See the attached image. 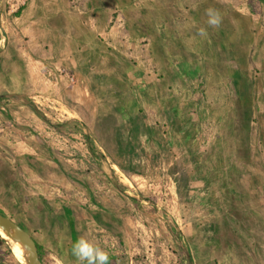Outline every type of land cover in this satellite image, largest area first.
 Returning a JSON list of instances; mask_svg holds the SVG:
<instances>
[{"label": "rangeland", "instance_id": "obj_1", "mask_svg": "<svg viewBox=\"0 0 264 264\" xmlns=\"http://www.w3.org/2000/svg\"><path fill=\"white\" fill-rule=\"evenodd\" d=\"M180 1L190 10L182 13L173 6L166 21L164 15L148 18L156 22L160 33L164 22L175 27L198 19L202 27H209L206 13L213 4L222 7V26L237 33L235 38L219 39L216 57L220 59L209 66L201 63L203 74L198 77L189 72L180 80L182 92L174 83V103L156 113L157 126L152 117L142 122L139 128L145 139L132 138L131 152L127 150L126 157L120 158L125 171L111 168L85 125L55 130L48 124L46 131L53 129L54 134L43 140L40 130L13 118L7 95L0 102V157L4 158L0 163L14 158L15 144L31 145L85 184L86 190L72 183L78 189H63L56 197L81 208L77 217H85L79 222L83 237L104 250L110 264H233L228 250L219 245L216 217H225L227 230L222 234L234 242L237 218L264 212V189L260 187L264 183V0ZM26 2L0 0V45L7 39L20 51L32 48L15 24L21 14L18 9ZM234 7L248 11V19L236 18ZM211 69L216 73H209ZM52 100V94L43 97L38 93L29 101L48 121L61 124L48 113L56 104ZM91 144L96 152H90ZM3 178L0 211L30 234L41 264H79L66 253L69 238H61L60 249H50L37 229L43 223L42 203L55 195L46 198L37 188L30 189L37 181H24L22 186L15 185V179ZM86 192L97 208L88 207ZM200 226L198 236L195 231ZM1 241L0 264H20Z\"/></svg>", "mask_w": 264, "mask_h": 264}, {"label": "crops", "instance_id": "obj_2", "mask_svg": "<svg viewBox=\"0 0 264 264\" xmlns=\"http://www.w3.org/2000/svg\"><path fill=\"white\" fill-rule=\"evenodd\" d=\"M180 2L27 0L15 24L32 48L20 51L13 41L9 43L2 39L0 102L3 95H7L13 118L40 130L38 135L46 140L52 137L54 130L46 131L48 124L43 123L28 104L38 93L43 97L52 94L55 99L52 101L56 103L53 108L65 115L54 113L53 108L48 113L54 115L55 122L64 125L61 129L85 125L111 168L119 173L125 171L120 158L126 157L127 150L131 152L132 138L139 142L145 139L139 128L142 122H150L152 117L157 126L156 113L168 110L174 103V83L179 86L177 91L182 92L180 80L189 72L198 77L203 74L201 63L206 62L209 66L220 59L216 57L220 52L216 47L219 39L235 38L237 33L233 29L229 33L222 23L219 27L208 25L204 28L198 19L187 20L175 27L164 22L160 33L156 22H150L152 19L148 18L164 15L166 21V14L173 6L181 12L190 10ZM210 8L223 16L220 5L213 4ZM234 9L232 14L236 18L248 19V11L241 7L239 11H236L237 7ZM201 29L204 35L200 34ZM242 30L246 31L245 28ZM209 73L216 72L211 69ZM143 115L149 118L145 119ZM12 152L14 158H5L9 162L0 163V182H6L4 176L8 180L15 179V185L25 186L29 181H37L30 189L37 188L46 198L55 195L44 202L42 197L39 198L43 202V217H40L43 223L37 229L41 231V237L48 240L45 244L50 249L52 246L60 249L61 238H69L66 253L72 255L73 243L83 237L79 222L85 217H77L81 208L73 205L74 202L65 203L56 195L63 189L69 191L81 187L86 190V185L72 179V175L69 179L64 166L49 162L39 147L15 144ZM19 175L23 180L18 179ZM260 187L264 189V183ZM87 196L88 207L97 208L92 195L88 192ZM31 209L29 211L33 213ZM101 212L94 211L93 214ZM223 217H216L220 223L215 227L220 233V247L230 254L229 262L264 264V212L250 218H237V226L232 229L236 236H232L234 242L230 236L227 238V234H222L227 230ZM202 226L195 231L198 236Z\"/></svg>", "mask_w": 264, "mask_h": 264}, {"label": "clouds", "instance_id": "obj_3", "mask_svg": "<svg viewBox=\"0 0 264 264\" xmlns=\"http://www.w3.org/2000/svg\"><path fill=\"white\" fill-rule=\"evenodd\" d=\"M206 14L209 17L207 23L210 26H220L221 14L217 10L210 8L207 10ZM200 34H205L203 29H201ZM71 253L79 264H110L109 255L99 246L94 245L83 237L78 238L73 243Z\"/></svg>", "mask_w": 264, "mask_h": 264}, {"label": "water", "instance_id": "obj_4", "mask_svg": "<svg viewBox=\"0 0 264 264\" xmlns=\"http://www.w3.org/2000/svg\"><path fill=\"white\" fill-rule=\"evenodd\" d=\"M0 227L28 252L29 264H41L36 245L30 234L21 228L15 221L0 212Z\"/></svg>", "mask_w": 264, "mask_h": 264}, {"label": "bare ground", "instance_id": "obj_5", "mask_svg": "<svg viewBox=\"0 0 264 264\" xmlns=\"http://www.w3.org/2000/svg\"><path fill=\"white\" fill-rule=\"evenodd\" d=\"M0 238L9 247L10 252L15 257L17 262H19L20 264H29V257L26 249L21 245L16 244L14 240L1 227H0Z\"/></svg>", "mask_w": 264, "mask_h": 264}, {"label": "trees", "instance_id": "obj_6", "mask_svg": "<svg viewBox=\"0 0 264 264\" xmlns=\"http://www.w3.org/2000/svg\"><path fill=\"white\" fill-rule=\"evenodd\" d=\"M264 2V1H263ZM21 10H22V8H19L18 9V14H19V12H21ZM28 106L30 107V109L35 113V115L37 116V117H39L42 121H44V122H46L47 124H49L51 127H53L55 130H60L64 125L63 124H53V123H51V122H49L45 117H44V115L42 114V113H40L39 111H38V109L33 105V104H31V103H29L28 104ZM89 150H90V152H96V147L94 146V144H91L90 145V147H89ZM67 176H68V178L69 179H71V175H69V174H66ZM2 214H4L2 211H0ZM70 228H71V230H73V223H72V221H70ZM1 241V240H0ZM1 242H4L3 240L1 241ZM6 248H7V250L10 252V250H9V248L7 247V245H6ZM36 248H37V246H36ZM38 251V250H37ZM208 264H211V263H208ZM213 264H217V262H214Z\"/></svg>", "mask_w": 264, "mask_h": 264}]
</instances>
